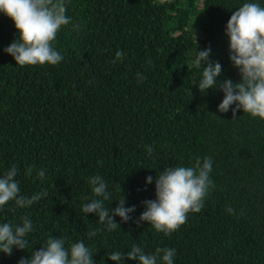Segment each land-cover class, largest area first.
Returning <instances> with one entry per match:
<instances>
[{"label":"trees","instance_id":"16d2710c","mask_svg":"<svg viewBox=\"0 0 264 264\" xmlns=\"http://www.w3.org/2000/svg\"><path fill=\"white\" fill-rule=\"evenodd\" d=\"M65 2L70 23L53 41L63 56L57 65H16L5 49L18 33L0 13V176L15 166L20 195L44 193L26 208L0 207V224L28 217L34 226L26 249L0 253V264L30 259L49 237L66 247L83 242L94 264H116L108 255L126 257L133 246L146 254L173 248V264H264V120L242 109L233 116L235 104L219 112L223 92L201 93L207 64H193L210 47L222 66L217 80L241 82L226 25L244 3L264 0ZM118 50L125 55L114 63ZM206 157L212 183L200 212L170 235L138 223L144 201L156 199L159 173ZM96 175L111 194L104 207H118L122 194L125 207L135 206L128 222L114 217L120 228L112 231L82 212Z\"/></svg>","mask_w":264,"mask_h":264},{"label":"clouds","instance_id":"9594fccd","mask_svg":"<svg viewBox=\"0 0 264 264\" xmlns=\"http://www.w3.org/2000/svg\"><path fill=\"white\" fill-rule=\"evenodd\" d=\"M0 13L12 20L18 33V38L5 49L16 65H57L63 60V56L52 45L61 27L70 23L65 0H0ZM226 35L230 41L229 59L239 70L241 82L217 80L222 74V66L210 59L209 47L197 51L193 61L197 68L202 67V62L207 64V67H203L198 90L205 93L210 88H219L224 94L218 106L221 113L228 112L235 104L233 116L242 109L253 118L264 120V6L249 2L233 11L226 25ZM124 55L118 50L113 62L121 60ZM137 76L139 78L140 73ZM145 147L151 154L153 148ZM32 171V168L27 169V174L31 175ZM17 172V167L13 166L0 176V207L14 201L18 207L26 208L44 195L37 193L30 198L20 195V186L15 180ZM211 172L212 160L207 157L203 163L197 159L194 167L165 168L155 177L156 199L144 201L145 211L138 223L148 222L157 232L165 235L178 230L186 222L189 212L201 211L212 183L209 178ZM38 176H45L43 169L38 172ZM152 182L153 177L146 178V184ZM89 184L93 196L90 202L84 204V214L95 213L99 223L106 225L109 231L120 228L114 217H120L122 222L131 219L130 214L135 211V206L125 207L126 198L123 194L118 207L109 210L104 207V201L111 195L107 191L106 181L96 175L89 178ZM33 227L28 217H24L18 225L0 224V253L10 256L14 248L25 250L28 244L26 235L33 231ZM88 235L95 236L96 232ZM175 254L173 248H157L155 253L146 254L142 247L133 246L126 257L115 251L108 258L116 264H123L124 259L137 261V264H173ZM19 264H94V261L91 250L83 242L66 247L63 239L49 237L39 251H32L30 259H21Z\"/></svg>","mask_w":264,"mask_h":264}]
</instances>
